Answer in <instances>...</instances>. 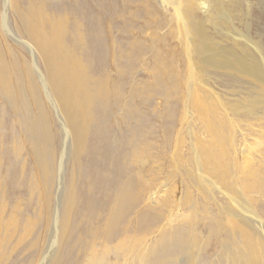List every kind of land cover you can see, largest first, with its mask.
Listing matches in <instances>:
<instances>
[{"label":"bare ground","instance_id":"6f19581e","mask_svg":"<svg viewBox=\"0 0 264 264\" xmlns=\"http://www.w3.org/2000/svg\"><path fill=\"white\" fill-rule=\"evenodd\" d=\"M223 12L228 10L220 8L217 0H0V99L5 106L0 107V264H39L43 258L37 220L29 217L21 199L23 193L30 194L31 199L36 196L31 185L34 169L31 173L21 162L18 149L30 145L41 177L50 186L48 161L40 149L50 137L59 138L60 127L51 107L57 110L62 130L75 134V145L88 162L85 168L80 156L75 157L76 166L66 178L63 203L53 207L48 202L57 245L49 264H76L78 252L90 257L93 264H113L107 257L111 252L129 256L133 264H178L181 247L192 257L189 250L196 247V227L189 218L163 227L154 243L148 234L157 221L156 213L158 218L163 213L158 206L147 203L136 212L134 222L129 220L138 203L131 196L130 184L119 182L124 171L121 146L127 138H122L121 146L116 141L112 118L120 101L112 99L130 78L125 74L132 73L141 59L153 71L176 73L185 69L182 60L192 72L193 85L191 107L187 101L185 107L201 121L205 136L204 140L196 139L187 162L193 159L201 185L210 183L236 199L228 179L240 168L233 167L226 156L225 119L232 105L205 96L202 74L207 66H213L237 68L256 77L258 86L244 101L253 109L264 106V49L234 23L232 45L220 41V34L221 39L216 38L205 22L225 36ZM160 32H167L174 42L168 43ZM245 38L255 43L254 47H249ZM110 48L115 50L111 56ZM168 90L160 88L163 93ZM5 108L10 110L8 117ZM146 119L139 123V139L154 131L145 130ZM53 142L59 146V140ZM53 152L49 144L42 154L50 160ZM188 172L193 175L190 168ZM253 173L242 167L234 185L250 187ZM234 203L225 226L209 229L218 242L224 243L218 236L222 229L231 232L229 226L239 227V236H233L228 252L235 261L224 264H264L263 226L259 237L249 229L252 227L244 215L262 217L257 209L248 211L238 200ZM36 212L41 220L43 209ZM17 217L20 223L15 221ZM15 225L23 230V238L30 235L31 241L25 259L20 256L9 261L21 243ZM79 226L83 228L80 231Z\"/></svg>","mask_w":264,"mask_h":264},{"label":"rangeland","instance_id":"374dc122","mask_svg":"<svg viewBox=\"0 0 264 264\" xmlns=\"http://www.w3.org/2000/svg\"><path fill=\"white\" fill-rule=\"evenodd\" d=\"M217 3L220 8L225 7L228 10L226 14L222 13L225 16L227 33L225 32L224 36L210 26L207 21L205 22L208 30L213 32L216 38L221 39L222 37L220 41L232 45V33L234 32L232 23H234L243 33L251 35L255 42L262 45L264 49V0H217ZM162 34L168 43L174 42L167 32H160L161 36ZM244 43L242 45H245ZM250 43L247 40L246 44L249 47H254L255 43ZM174 46H176L175 43ZM154 47L158 48L157 45ZM114 51V48L109 49L110 56ZM244 57L247 58V55ZM196 58L197 61L200 60V57ZM183 60L185 61V57ZM180 63H182V68L185 67L181 73L156 72L147 65L148 63L144 59H141L132 73L125 74L130 78L123 88L118 90V95L113 97V102L120 101V108L115 107L112 118L116 124V141L121 146L122 138H127L126 144L121 146L124 153L122 162L124 171L119 177V182L130 184L131 196L136 199L134 202L138 203L136 211H131L129 218L131 222L135 221L136 212L140 207L147 203L158 206L159 210H162L163 213L160 216L162 218H158L156 213L157 221L148 234V238L153 243L155 238L159 237V232L163 227L171 224L179 225L185 218H189L191 224L196 227L194 232L196 247L189 251H191L192 257L197 260H190L192 257L190 258L189 253L184 251L185 248L181 247L178 264H224L226 261H235L229 257L228 252L232 249L233 236H239V227L229 226L231 232L222 229V235L218 236L223 239L224 243L218 242L216 236L210 233L209 229L225 226L227 216L230 215L229 211L237 200L248 211H253V208L257 209L264 220V106L253 109L244 101V97L251 90L257 88L256 77L237 68L207 66V70L202 74L203 93L211 99L216 97L219 101H225L232 105V109L225 119L226 156L233 167L237 165L240 168V171L232 172L228 179L237 200L231 197L227 191L210 183L201 185L197 179L198 172L194 168L193 159L191 158L190 162L187 160L194 152L196 139L204 140L205 136L202 123L197 119L194 111L186 110L185 101L190 107L192 101L190 97L193 86L192 72L186 65L184 66L182 60ZM32 78L36 82V77ZM166 87L169 89L168 91L165 93L160 91V88ZM28 94L32 95L31 92ZM46 101L50 104L47 98ZM2 104L4 102L0 99V107H5ZM53 108L51 107L56 115L54 120L57 121L55 124L60 127L59 138L55 139L57 137L55 135L53 140L55 142L59 140V146H55L50 137L41 143L40 149L44 161H48L50 186H47L48 183H45L41 177L38 161L34 157L30 145H22L18 149L21 162L28 167L31 173L34 169V179H32L31 185L32 192L36 196L31 199L30 194L23 193L21 199L25 200L23 201L25 209L29 212V217L37 220L38 230L41 231L40 253L42 251L44 253L39 264H49L57 247L54 241L56 224L54 220L50 222L51 207H47L48 202L51 201L53 207L63 203L66 178L76 166L74 164L77 156H80V162L85 168L88 162V157L82 158L84 154H82L81 148H77L75 145V134L72 135L62 130L61 119L57 115V110ZM5 113L8 117L10 110H6ZM143 118H147L148 121L145 130L154 129V131L139 139V123ZM118 129H121L120 133L117 132ZM112 130H114L113 126ZM112 141L114 142V137ZM49 144L54 150L50 155V160L42 154L44 148ZM181 158L184 160L182 164L179 162ZM41 165H43V161ZM242 167L247 171L250 169L254 172L252 178L249 179L253 183L248 188H240L233 183L236 177L241 174ZM188 168L192 170L193 175L189 174ZM76 178L82 177L76 176ZM187 191L190 193L188 202L186 201ZM40 208L43 209L41 220L36 212ZM244 216L247 225L252 227L249 229L262 237L260 229L262 225L264 230V221L253 213H247ZM15 221L21 222L19 217ZM81 227L79 226V231L83 229ZM17 230L21 234V243L17 245L16 252L9 258V261L26 254L29 241H31L30 235L23 238V230L18 227ZM78 254L79 258L76 264L94 263L83 252H78ZM107 257L113 264H133L129 256L124 257L122 254L116 256L111 252ZM20 258L23 260L25 256ZM37 259L39 260V256L35 262L38 261ZM236 262L240 264V262Z\"/></svg>","mask_w":264,"mask_h":264}]
</instances>
